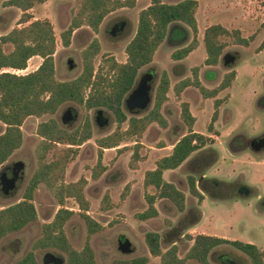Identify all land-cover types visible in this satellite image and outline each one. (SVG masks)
Segmentation results:
<instances>
[{
    "label": "trees",
    "instance_id": "trees-1",
    "mask_svg": "<svg viewBox=\"0 0 264 264\" xmlns=\"http://www.w3.org/2000/svg\"><path fill=\"white\" fill-rule=\"evenodd\" d=\"M45 1L7 0L2 5L3 8L16 9L21 15L17 25L20 27L0 36V123L5 126L4 132L0 134V168L22 147V127L27 119L53 116L68 103L82 107L86 114L83 124L73 131L61 128L55 119L44 121L37 126L36 134L40 142L35 149V170L21 201L0 210V254L2 242L7 237L37 221L34 198L38 189L44 187L60 209L50 223L42 226L40 237L17 264H38L37 254L40 251L58 252L63 255L66 264H97L88 242L81 251H77L65 234L67 222L76 215L66 207L68 201H73L78 207V216L87 229V241L105 230V227L88 215L90 203L85 195L87 180L80 178L74 183L65 181L67 170L78 156L79 148L93 138L89 112L106 110L113 114L117 125L111 134L96 140L99 151L91 179L98 181L106 172V167L102 163L103 151L119 148L127 139L135 140L130 168L137 169L141 160L140 142L148 128L152 125H157L162 130L168 128V121L162 113L171 86L168 73H162L154 93L153 107L142 117L128 118L123 109L124 99L133 89L141 70L152 64L157 51L168 39H176L178 35V39L184 41L189 31L194 37L189 45L171 55L174 62L185 60L199 47L195 17L198 3L196 0H182L175 4H165L162 0H150V5L138 15L137 30L125 49L124 63H118L113 57L105 56L102 65L95 70L94 61L101 52V46L99 41L94 39L81 53V74L73 80L60 81L56 78L54 64L58 40L64 48H68L74 31L83 26L97 34L105 17L117 10L133 9L137 0H81L79 12L59 37L56 36L49 21H33L29 13L35 6L44 4ZM229 37L234 39L235 45L249 47L250 40L241 38L238 31L229 32L220 25L210 26L204 31L205 66L217 67L221 64V57L226 48V43H222L221 39ZM6 46L12 47L10 53L5 52ZM263 50L264 39L258 53ZM35 57L42 60L35 71L25 75L8 71H25L28 62ZM191 73L192 78L177 83L173 88L177 102L181 101L182 93L188 88L197 90L204 100H215L221 92L231 88L236 78V72L231 71L215 89H207L200 81L199 68L192 69ZM222 104V100H215V113L207 127L210 135H219L215 130V123L219 118V108ZM179 116L187 133L174 145L169 156L158 160L155 169L145 173L143 185L147 208L136 215L135 219L139 223H146L159 217L156 203L161 200L169 201L178 213L185 212L184 193L174 184L167 183L163 177L164 173L177 170L193 154L213 142L209 137L194 132L196 121L190 113L188 103L181 104ZM125 123L127 128L122 129ZM186 182L190 195L196 198L198 206H201L204 197L197 188L196 179L194 176H188ZM148 188H153L154 192L148 193ZM129 189V186L125 187L123 200ZM111 208L112 203L106 193L102 210L106 212ZM165 222L168 226L171 225V221ZM184 238L191 242V245L183 257L180 256L176 242L163 250L161 235L158 232H147L145 245L150 256L158 259L159 264H187L188 261L212 264L209 259L211 254L223 248L233 249L246 256L250 264H264V250L252 244L202 234L186 235ZM148 261L147 257H140L130 260L117 259L111 264H148Z\"/></svg>",
    "mask_w": 264,
    "mask_h": 264
},
{
    "label": "rangeland",
    "instance_id": "rangeland-1",
    "mask_svg": "<svg viewBox=\"0 0 264 264\" xmlns=\"http://www.w3.org/2000/svg\"><path fill=\"white\" fill-rule=\"evenodd\" d=\"M7 0H0V36L7 34L14 28H19L18 20L21 13L16 9L3 8V3ZM182 0H162L165 4H175ZM198 7L196 10V21L198 28L197 40L202 42V46L191 53L186 62L175 63L171 60V55L178 49L186 47L193 40V34L189 31L182 43L179 41V36L170 38L157 51L152 64L143 68L140 76L152 73L156 77L155 87H157L162 73L167 72L170 79V90L168 93V101L163 106L164 114L168 121V128L166 131L172 129L170 139L179 138V134L184 129L179 122V115L181 111V104L188 103L191 111L196 118V130L198 133H206V125L209 122L210 116L214 109L213 102L205 104V100L200 98L195 90L186 92L184 98L177 102L174 96V86L188 78H192L191 70L199 68L201 74V81L205 86H212L213 88L222 82L225 75L231 71H235L237 75L238 64L246 58H260L264 61V50L258 53L264 39V0H196ZM150 5V0H137L133 9H121L109 14L103 20L97 34L93 33L89 28L83 26L75 30L71 44L68 48H64L58 40V45L54 55L56 78L60 81H70L77 78L82 72V51L96 38L101 44V52L94 61L95 70L102 65V60L105 56L113 57L118 63L126 61L125 49L130 41L135 36L138 15L141 10ZM81 7V0H46L44 4L34 7L31 14L33 21L47 20L51 23L56 36L65 31L72 18L79 12ZM123 24V28L118 30V26ZM213 25H220L229 32L238 31L240 37L250 40L249 47H242L234 44L232 37L222 38L221 42L226 43V48L223 54L236 55V61L233 65L226 67L222 63L217 66V70L212 72L213 77L210 78V73L205 72L204 60L206 53L203 45L204 31ZM117 27V29L115 28ZM116 30L113 36L111 32ZM178 36V37H177ZM175 37V36H174ZM11 46L5 47V52L10 53ZM69 61H72L73 68L70 69ZM42 60L38 57L32 58L27 64L25 71H11L17 75H25L36 70L40 66ZM200 78V77H199ZM214 88V89H215ZM234 82L228 90L221 92L218 99L223 101L221 106H224L223 111L232 114V120L223 129L225 134L229 129L235 130L246 128L243 120V113L237 102L233 101ZM154 95V92H153ZM230 96L232 99L229 101ZM229 102V103H228ZM154 98L148 109L153 107ZM75 109L78 119L76 121L63 122L64 113L68 108ZM148 111H144L140 116H143ZM85 110L75 104H66L54 116H44L40 119L29 118L25 121L23 132V145L16 151L7 163L0 168V173L7 167H13L16 164H22L23 168L17 174L14 183V189L8 194H4L0 190V210L12 204L21 201L25 188L35 170L36 159L35 149L40 142L36 134L37 126L47 121L50 118L57 119L62 126L68 129L77 128L85 117ZM90 116L94 121L93 138L84 143L79 148V153L76 159L69 166L65 181L66 183H74L80 178H85L88 182L85 188V195L90 203L88 215L98 224L105 227V230L96 234L87 241V229L83 220L78 216L79 210L73 201H68L66 207L76 213L66 224L65 234L70 241L72 247L81 251L86 242L90 245L94 258L97 264H111L117 259H135L140 257H147L148 264H159V260L150 256L145 245V234L147 232H158L161 235V246L163 250L169 248L173 242H176L179 247L180 256L183 257L188 251L191 242H188L184 237L186 235H196L197 233H187L190 224H193L197 218L200 222L197 223L196 228L199 232H204L208 235H216V237L225 236L232 241H240L243 243H250L257 246L259 249H264V213H258L259 204L255 199H250L242 202L238 199L231 201H212L205 195V200L198 210L194 208V200H190V194L187 191V178L194 176L197 179V174L203 175L204 160L206 152L196 154L182 169L177 170L173 176H165L167 180L176 182L182 190L187 191L189 200L186 202V207L190 209L188 214L180 215L174 210L165 209L161 211L157 219L151 220L147 223H139L135 217L143 211L144 190L137 191L138 197L132 204L128 205L125 199H122V194L127 185L131 187L139 181V176L135 178V174H129L132 170L130 168L132 151L135 146L134 139H127L119 148L104 150L102 163L106 167V172L98 181L91 179L92 169L97 164L98 146L97 139H101L111 134L116 129L114 118L111 113L106 112L102 117L108 120L107 126H98L95 123L96 113L91 112ZM128 118L132 117L129 113ZM229 126V127H228ZM157 125L152 126L147 132L144 146L141 145L139 155L142 162L143 157L147 159L152 153V150L147 147L153 146L157 148V143H162L164 133L160 132V138L157 140L158 132ZM127 124L123 125L122 129H126ZM247 134H252L249 128ZM5 130V126L0 123V134ZM177 134L174 137V134ZM158 141V142H157ZM161 141V142H160ZM222 141V139L217 142ZM220 150V165L214 172L217 177H226L227 175H236L240 169L249 176V184L258 187L264 193V163L261 165H251L249 162L243 163L245 160L252 161L250 158L237 159L241 162L232 164V159L223 145H218ZM125 149L124 151H121ZM121 151V152H120ZM170 149L166 152H160L162 155L170 153ZM143 156V157H142ZM249 157V156H247ZM225 160V162H223ZM240 168V169H239ZM145 169V168H144ZM235 171V172H234ZM225 179V178H224ZM136 187H140L138 184ZM153 191L150 190V193ZM108 193L112 208L106 212L102 210L103 198ZM144 193V194H143ZM192 199V198H191ZM34 206L37 211V221L29 224L22 231L7 237L1 246L0 264H17L30 251L33 243L40 237L41 229L44 224L50 223L57 211L60 209L54 198L46 191L44 187H40L35 194ZM126 200V201H125ZM171 220H169V219ZM166 220L171 221V225L166 224ZM128 241L133 253L124 255L120 250L119 241ZM226 254L223 262L231 264L232 260L235 264H250L249 260L239 252L233 249L223 248L215 250L211 255L212 264H222L220 259ZM47 256H55L63 258L58 252L54 251H40L37 254L38 264H44V258ZM228 256V257H227ZM232 260H231V259ZM187 264H196L193 261Z\"/></svg>",
    "mask_w": 264,
    "mask_h": 264
},
{
    "label": "flooded vegetation",
    "instance_id": "flooded-vegetation-1",
    "mask_svg": "<svg viewBox=\"0 0 264 264\" xmlns=\"http://www.w3.org/2000/svg\"><path fill=\"white\" fill-rule=\"evenodd\" d=\"M122 28H123V24H120L118 26V30H121ZM115 29H117V27ZM111 34L114 36L116 34V30H113L111 32ZM94 39H96V38H94ZM92 41H91V43H92ZM182 42H183V40L177 41V43H182ZM99 44H100V42H99ZM100 46H101V44H100ZM235 54L236 55H230V54L226 53V54L222 55L221 63L225 66V64H224L225 60L223 59L224 56H226V60H228V58H233L234 62H235L236 57H237V53H235ZM147 74H149V73H147ZM147 74H144L142 76L138 75L137 79L142 78L143 76H145ZM152 75H153L152 87H153V92L155 93L156 88L154 89V87H155L154 85L156 82V77L154 74H152ZM127 96H128V94H127ZM127 96L124 99V106H123L124 112L127 115L129 113L132 117H138L144 111L139 113V114H133V113L129 112V110L127 109V106L125 104V100H126ZM153 98H154V95L152 97V100H153ZM216 99H218V98H216ZM215 100H214V103H215ZM258 104H259V107L261 109H264V97H260ZM64 106H62V107H64ZM62 107L60 108V110L62 109ZM221 107L222 106H220V108ZM220 108H219V116H220L221 122L219 123V128L221 129V128H225L227 126L229 118L231 116V113L227 112V111L221 112ZM70 109L74 110V112H75V109H73L71 107L68 108L64 113V119H63L64 123L67 121H76L78 119L77 113L75 112L76 118L69 120V110ZM91 112L96 113V117H95L96 125H98L100 127H102V126L104 127V126L108 125V120L103 119V117H102L108 111L101 109V110H95V111H91ZM91 112H89V118L91 120L92 132L94 134V121H93V118L90 116ZM99 112H102V114H99ZM108 113H110V112H108ZM214 113H215V106L213 109V114ZM213 114H212V117H213ZM112 116H113V114H112ZM140 117H142V116H140ZM212 117H211V119H212ZM113 118H114V116H113ZM50 119H54V118H50ZM50 119H48V120H50ZM55 120L58 122V124L60 125L61 128L65 129V130L73 131L83 124L84 118H83L82 123L75 129L65 128L64 126H62L60 124V122L57 119H55ZM104 120H107L106 124H103ZM114 123H115V118H114ZM215 130L219 133V136H220V132H219V130L216 129V127H215ZM247 132H248L247 128L238 129L236 131L231 132L228 137L221 138L223 143L221 141L217 142L216 140H213V142L210 143V145L208 146V148L205 151L206 152V158L204 160L203 175H199V174L196 175L197 176L196 185H197V188L200 189L201 191H203L204 195L207 198L211 199L212 201H231L234 199H238L242 202H246L250 199H255L258 202V204L260 205L259 209H257V212L258 213H264V193L261 192V190L258 187L251 186L248 183L249 182L248 181L249 176H247V174L244 173V170L239 168L240 170H238L236 172V175L235 174H233L232 176L227 175L226 177H224L225 179L223 177H217L214 173L218 169L217 166L221 164L220 163V150L218 148V145H223L225 147V149L228 153V156L230 157V159H232V164H234L236 161L238 162L239 160H237V159H243L245 157L246 158L251 157L252 161L245 160V161H243V163L249 162L251 165H261L262 163H264V131L260 132L259 134L254 133V132L252 134H247ZM247 156H249V157H247ZM241 161L242 160H240L239 162H241ZM223 162H225V160H223ZM13 167H7V168H5L4 171L2 170V172L0 173V190L1 191H3V188H4L3 182H5V180H8L9 178H11L13 176ZM124 241L120 240L119 244L123 243ZM225 257H226V254L221 257L220 263L225 264L223 262ZM62 259H63L62 264H66L65 258L63 257ZM209 259L211 261V256ZM47 260H50V259H46V257H45L44 258V264L47 263ZM122 260H130V259H122ZM231 264H235L233 262V260H232Z\"/></svg>",
    "mask_w": 264,
    "mask_h": 264
},
{
    "label": "crops",
    "instance_id": "crops-1",
    "mask_svg": "<svg viewBox=\"0 0 264 264\" xmlns=\"http://www.w3.org/2000/svg\"><path fill=\"white\" fill-rule=\"evenodd\" d=\"M200 47L202 46V42H200V45H199ZM200 47H198V48H200ZM197 48V49H198ZM196 49V50H197ZM205 49V48H204ZM195 50V51H196ZM194 52V51H193ZM192 52V53H193ZM189 57V56H188ZM187 57V58H188ZM187 58L185 59V60H183V61H180V62H186V60H187ZM32 60V59H31ZM205 61V60H204ZM180 62H175V63H180ZM41 64V63H40ZM203 65H204V63H203ZM38 68V67H37ZM36 68V69H37ZM204 69L206 70L205 72H211L210 73V78L211 77H213V75H212V72L214 71V70H217V67H207V66H205L204 65ZM199 77H200V81H201V74H199ZM201 83H202V85L205 87V88H207V89H214L212 86H205L204 84H203V82L201 81ZM219 85V84H218ZM217 85V86H218ZM216 86V87H217ZM189 90H195V89H193V88H188L187 90H185L183 93H182V99L184 98V96H185V94H186V92L187 91H189ZM195 91H197V90H195ZM199 94V93H198ZM200 96V95H199ZM200 98H201V96H200ZM232 99V96H230V98H229V101ZM204 100V99H203ZM209 102H213L214 103V100L213 99H210V100H205V104H207V103H209ZM229 103V102H228ZM189 108H190V113H191V115L194 117V115H193V113H192V111H191V107L189 106ZM224 110V106H222L221 108H220V111L222 112ZM162 113H163V116L166 118V116H165V114H164V110L162 109ZM212 114H213V111H212ZM212 114H211V116H210V119H209V122H208V124L206 125V133L205 134H202V135H204V136H207V137H209L212 141L213 140H216V141H218V140H220L221 138H223V137H228L229 136V134L231 133V132H233V131H236L235 129H233V128H231V129H229L228 128V130H227V132L224 134L222 131H223V129L224 128H219V123L221 122V119H220V116H219V118H218V120H217V122L215 123V127H216V129L217 130H219V132H220V136L218 135V136H211L210 134H208V132H207V127H208V125L210 124V121H211V117H212ZM180 117V116H179ZM195 118V117H194ZM167 119V118H166ZM231 120H232V114H231V116H230V118H229V121H228V123H230L231 122ZM195 121L197 122V120H196V118H195ZM196 122H195V125H194V128H193V130H194V132H196V133H198V131L196 130V128H195V126H196ZM178 124H180L181 126H183L184 127V129L182 130V132L179 134L180 136H179V138H175V140L174 141H172V139H170V133L169 132H171L172 133V129H170L169 131H166V130H162V129H160L159 127H157V128H159L158 130H157V132H158V136H157V140H159V138H160V132H166V133H164V139L162 138V143H159L158 141V143H157V148L156 147H154V145L153 146H150V147H147L148 149H150V150H152V153H150V156H148L147 157V159H145V157H143V160H142V162H139L138 163V168L137 169H135V170H131L130 171V173L129 174H135L134 176H135V178L137 177V176H139V181H138V183H136L135 185H132L131 187H130V189H129V193H128V195L126 196V200H127V202H128V205L129 204H132L138 197H136V192L139 190V191H142L143 192V190H144V193H145V189H144V185H143V182H144V175H145V173L146 172H149V171H153L154 169H155V167H156V162L158 161V160H160L161 158H164V157H166V156H169L170 154H171V152H172V150H173V147H174V145L187 133V129H186V127L182 124V122L180 121V118H179V122L177 123V126H178ZM152 126H154V125H152ZM152 126H150L149 128H148V130L145 132V134L143 135V138H142V140H141V142H140V145H142V146H144V140L146 139V136H147V132L149 131V129L150 128H152ZM229 127V126H228ZM178 128L179 129H176V132L177 131H179L181 128L178 126ZM162 132V133H163ZM199 134H201V133H199ZM176 133L174 134V137H176ZM160 140H161V138H160ZM161 142V141H160ZM208 148V146L206 147V148H204L203 150H201V151H199V152H197V153H195V154H193L180 168H178L177 170H180V169H182L183 168V166H185L194 156H196V154H200V153H204L205 151H206V149ZM168 149H170V153H168V154H165V155H162V153H160V152H166ZM145 168V169H144ZM177 170H170V171H166L165 173H164V180L167 182V183H172V184H174L180 191H182L183 193H184V195H185V197H186V202L189 200V197L187 196V191L189 192V188H188V185H187V191L186 190H182L181 188H179V186H178V184L176 183V182H174L173 180H167L166 178H165V176L167 177V176H169V177H171V176H173L172 174H174V173H176V171ZM140 185V187H136L137 185ZM186 184H187V182H186ZM127 186H129V185H127ZM150 190H152L153 192H154V189L153 188H148L147 189V192L148 193H150ZM200 190V189H199ZM152 192V193H153ZM143 193V194H144ZM200 193L203 195V197H204V200H205V196H204V193H203V191H201L200 190ZM190 194V193H189ZM191 196V195H190ZM144 198V195H142L141 196V200ZM192 198V199H191ZM125 200V201H126ZM145 200V199H144ZM190 200H194V208H195V210H198V208H200L201 206H198V202H197V199L196 198H193L192 196L190 197ZM145 202V201H144ZM204 202V201H203ZM143 211H145L146 210V208H147V206H146V202L144 203V206H143ZM169 208V210H174V211H176L177 212V210L175 209V207L169 202V201H167V200H161V201H158L157 203H156V209H157V211H158V213H159V216H160V214H161V211L162 210H165V209H168ZM190 209H188V207H186V210H185V212L184 213H178V214H180L181 216L182 215H184V214H188L190 211H189ZM142 211V212H143ZM141 212V213H142ZM169 219V218H168ZM169 220H171V219H169ZM172 221V220H171ZM148 222H151V221H148ZM198 222H200V218L198 217L197 218V220L193 223V224H190V226H189V228H188V230H187V233H191V234H194V233H197L196 235H198V234H202V235H206V236H211V235H208V234H205L204 232H199L198 230H197V228H196V226L195 225H197V223ZM147 223V222H146ZM194 236V235H193ZM211 237H216V235H213V236H211ZM217 238H221V239H226V240H229V239H227V237H225V236H222V237H217ZM230 241H232V240H230ZM174 243V242H173ZM246 244H250V243H246ZM261 250H264V249H261ZM212 256V255H211Z\"/></svg>",
    "mask_w": 264,
    "mask_h": 264
},
{
    "label": "clouds",
    "instance_id": "clouds-1",
    "mask_svg": "<svg viewBox=\"0 0 264 264\" xmlns=\"http://www.w3.org/2000/svg\"><path fill=\"white\" fill-rule=\"evenodd\" d=\"M260 97H264V61L249 57L237 66L233 101L241 108L242 123L257 134L264 131V109L258 104Z\"/></svg>",
    "mask_w": 264,
    "mask_h": 264
},
{
    "label": "water",
    "instance_id": "water-1",
    "mask_svg": "<svg viewBox=\"0 0 264 264\" xmlns=\"http://www.w3.org/2000/svg\"><path fill=\"white\" fill-rule=\"evenodd\" d=\"M225 60V66L229 67L233 65L234 59L233 58H228L226 60V56L223 57ZM70 69L73 68V63L72 61H69ZM152 79L153 75L151 73L143 76L142 78L137 79L133 89L131 92L128 94L125 104L127 106V109L129 112L133 114H139L143 111H147L152 103V97H153V87H152ZM99 114H102V112H99ZM75 112L74 110H69V120L70 119H75ZM107 120L103 121V124H106ZM23 168L22 164H16L13 167V176L9 178L8 180H5L3 182V192L4 194H8L10 191L14 189V183L15 179L17 176V173ZM120 250L124 255L132 254L133 253V248L131 244L128 241H124L123 243L120 244ZM47 260L46 264H62L63 259L58 258L55 256H46Z\"/></svg>",
    "mask_w": 264,
    "mask_h": 264
}]
</instances>
